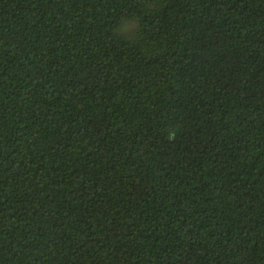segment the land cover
Returning <instances> with one entry per match:
<instances>
[{
    "label": "trees",
    "instance_id": "1",
    "mask_svg": "<svg viewBox=\"0 0 264 264\" xmlns=\"http://www.w3.org/2000/svg\"><path fill=\"white\" fill-rule=\"evenodd\" d=\"M0 264H264V0H0Z\"/></svg>",
    "mask_w": 264,
    "mask_h": 264
}]
</instances>
